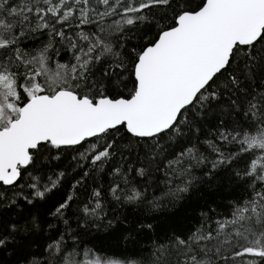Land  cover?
<instances>
[{"label": "snow or ice", "instance_id": "obj_1", "mask_svg": "<svg viewBox=\"0 0 264 264\" xmlns=\"http://www.w3.org/2000/svg\"><path fill=\"white\" fill-rule=\"evenodd\" d=\"M69 149L81 173L48 210L68 227L27 264H264V0H0V250L37 243L19 201L61 187L67 171L48 165ZM106 168L112 182L88 192ZM221 175L228 211L201 206L140 260L84 245L66 217L77 204L85 231L155 232L154 213ZM109 198L142 218L108 219Z\"/></svg>", "mask_w": 264, "mask_h": 264}, {"label": "trees", "instance_id": "obj_2", "mask_svg": "<svg viewBox=\"0 0 264 264\" xmlns=\"http://www.w3.org/2000/svg\"><path fill=\"white\" fill-rule=\"evenodd\" d=\"M208 120L209 122H214L215 117L210 115ZM204 133L209 137L211 135L207 125H205ZM201 139L203 140V137ZM135 151L133 149V157H129V162L134 158ZM201 151L211 158L212 154L210 150H207L206 145L201 146ZM73 155L75 153L69 149L67 150V157L61 155L59 160H53L48 165V170L52 172L67 171L68 176L60 188L48 194L46 200L34 201V205H27L23 200L19 201L22 207L16 211H21L25 215L30 212L39 217L44 231L42 234L37 235V243L32 245L31 248L17 249L15 252L11 249L6 251L0 250V264H27L24 260L25 256H28L29 260L41 259L39 253L43 252V246L47 243V237L53 236L58 231H63L68 227L62 221H58L48 215V210L60 202L69 192L73 179L79 178L81 170L79 168H76L75 171L73 170L76 167L75 163L71 160ZM119 160V156L115 157V161ZM70 164L72 167H69ZM205 170L204 167H197L194 169L193 175L201 176ZM111 182V176L108 174V169L106 168L105 172L93 173L87 182V191L90 192L93 186L101 185L106 189ZM24 191L28 192L29 190L25 188ZM84 191L83 188L80 189V193H84ZM236 195L237 192H234L227 184L223 175L210 184L197 183L189 193L190 199L186 200L182 206L175 209H165L153 214L156 219L152 220V222L154 225H157L155 232L138 233L128 228L125 224H117L115 227L107 228V220L99 228L93 227L85 231L78 227V216L75 213L77 204L72 205V209L66 213V217L70 227L81 236L84 245L94 249H103L105 255L112 256L113 258L140 260L148 256V250L152 247V241L158 236L162 237L166 230L176 229L177 231H182L196 224L197 220L195 217L201 210V206L207 204L216 207L219 212L226 213L228 211V199ZM82 198L86 200L87 196L83 195ZM106 211L108 213V219L113 217H116L118 221H124L126 219L130 224L142 218V209L127 204H117L110 198L106 206ZM12 218H16L14 213ZM21 222L23 221L21 220ZM49 223L56 225V228L49 231ZM29 253H36L37 255L32 256Z\"/></svg>", "mask_w": 264, "mask_h": 264}]
</instances>
